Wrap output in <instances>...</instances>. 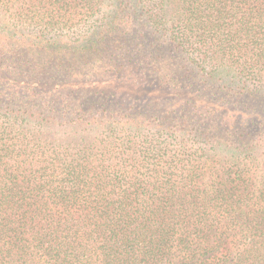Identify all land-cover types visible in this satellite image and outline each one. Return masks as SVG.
Listing matches in <instances>:
<instances>
[{
    "label": "trees",
    "instance_id": "trees-1",
    "mask_svg": "<svg viewBox=\"0 0 264 264\" xmlns=\"http://www.w3.org/2000/svg\"><path fill=\"white\" fill-rule=\"evenodd\" d=\"M262 84L264 0H0V264H264Z\"/></svg>",
    "mask_w": 264,
    "mask_h": 264
},
{
    "label": "rangeland",
    "instance_id": "rangeland-1",
    "mask_svg": "<svg viewBox=\"0 0 264 264\" xmlns=\"http://www.w3.org/2000/svg\"><path fill=\"white\" fill-rule=\"evenodd\" d=\"M144 23H146V17L143 15H137L136 17H134L132 19L130 29H135V30H138L140 32H145L147 34V35H145V40H146L145 42L147 44H149L153 47H156L161 52H163V51L171 52V53L177 55L178 60L183 61V55L181 54L179 49L175 48L166 36L165 37L161 36L158 31H156L154 29H149L148 26H146V27L143 26ZM69 35H70V37L74 36L72 32L69 33ZM48 36H51V34ZM123 78H125L127 82L131 81V75H129V74L126 77H124V75H123ZM262 86L264 88V84H262ZM164 138L170 139L166 135L164 136Z\"/></svg>",
    "mask_w": 264,
    "mask_h": 264
}]
</instances>
